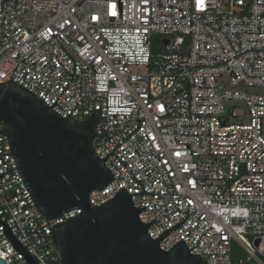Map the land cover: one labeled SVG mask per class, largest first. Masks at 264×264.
<instances>
[{
    "label": "built area",
    "instance_id": "obj_1",
    "mask_svg": "<svg viewBox=\"0 0 264 264\" xmlns=\"http://www.w3.org/2000/svg\"><path fill=\"white\" fill-rule=\"evenodd\" d=\"M10 80L48 107L67 87L52 109L70 123L97 114L94 152L116 156L93 206L143 186L154 194L131 200L156 219L150 238L191 213L163 251L182 240L206 264H264V0H0ZM0 130V259L61 264L50 228L81 210L47 223Z\"/></svg>",
    "mask_w": 264,
    "mask_h": 264
},
{
    "label": "water",
    "instance_id": "obj_2",
    "mask_svg": "<svg viewBox=\"0 0 264 264\" xmlns=\"http://www.w3.org/2000/svg\"><path fill=\"white\" fill-rule=\"evenodd\" d=\"M73 74L74 70L71 80ZM56 101L48 107L43 99L11 80L0 84V125L9 142L10 155L36 209L47 223L72 209L81 210L79 215L55 225H59L55 232H52L54 226L50 228L60 263L206 264L199 255L191 254L182 240L169 251L159 247L160 241L180 228L191 213L157 239L150 238L147 230L156 219L142 223L139 214L146 207H134L131 196L154 193H145L133 175L134 181L142 186L141 193L128 194L121 188L114 198L98 206L89 202L91 192L103 190L114 180L105 161L108 155L114 154L116 147L105 158L99 159L93 149L96 136L93 128L99 120L97 114H90L81 123L84 132L80 133L67 121L69 115L62 118L52 109L57 105ZM3 175L0 174V179ZM17 202L12 205L16 207ZM14 244L23 252L15 241ZM27 260L30 264H37L29 256ZM0 264L6 263L0 259Z\"/></svg>",
    "mask_w": 264,
    "mask_h": 264
},
{
    "label": "flooded vegetation",
    "instance_id": "obj_3",
    "mask_svg": "<svg viewBox=\"0 0 264 264\" xmlns=\"http://www.w3.org/2000/svg\"><path fill=\"white\" fill-rule=\"evenodd\" d=\"M82 122H83V121H79V122H75V123H71V124H72L73 128H74L76 131H78V132H80V133H83V132H84V129H83L82 125H81Z\"/></svg>",
    "mask_w": 264,
    "mask_h": 264
},
{
    "label": "snow or ice",
    "instance_id": "obj_4",
    "mask_svg": "<svg viewBox=\"0 0 264 264\" xmlns=\"http://www.w3.org/2000/svg\"><path fill=\"white\" fill-rule=\"evenodd\" d=\"M113 7H115L114 5H113ZM115 13L113 12V15H114Z\"/></svg>",
    "mask_w": 264,
    "mask_h": 264
}]
</instances>
